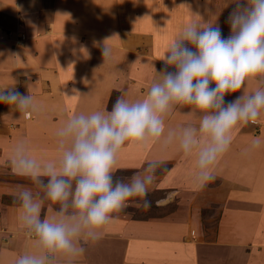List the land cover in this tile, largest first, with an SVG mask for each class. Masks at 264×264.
<instances>
[{
  "label": "clouds",
  "instance_id": "obj_1",
  "mask_svg": "<svg viewBox=\"0 0 264 264\" xmlns=\"http://www.w3.org/2000/svg\"><path fill=\"white\" fill-rule=\"evenodd\" d=\"M229 4L235 7L227 18V37L216 22L205 21L188 6L200 19L178 30L159 71L152 64L154 76L142 98L122 95L110 109L64 116L54 133L51 158L30 154L23 140L12 147L13 171L32 185H19L15 194L18 229L29 244L15 264H56L60 258L72 264L130 202L151 207L149 191L163 162L147 160L130 177L116 178L115 165L125 148L174 147L193 160V188L200 190L214 179L236 129L264 119V0ZM13 6L22 9L15 0ZM102 56L103 63L112 56L105 43ZM14 84L0 89V104L10 109L2 117L31 119L38 110L34 97L21 94ZM62 94L68 99L84 96L75 90L71 96ZM229 96L235 99L226 101ZM172 115L185 122L166 129ZM261 143L257 138L252 147ZM175 195L168 193L157 203Z\"/></svg>",
  "mask_w": 264,
  "mask_h": 264
},
{
  "label": "crops",
  "instance_id": "obj_2",
  "mask_svg": "<svg viewBox=\"0 0 264 264\" xmlns=\"http://www.w3.org/2000/svg\"><path fill=\"white\" fill-rule=\"evenodd\" d=\"M230 2L231 0H15V5L22 6V9L18 10L13 6V0H0V28L12 25L13 29L22 30L26 38V43L22 41L21 46H19L21 40L18 41L19 44H10L12 40L14 41L12 34L9 37L10 42L5 40L0 45L6 51L0 50V89L10 85L11 82L7 79L12 78V75L3 77L1 74L3 64L13 62L15 66L8 75L13 74L14 77L17 75V82L20 78L23 79L21 94L27 95L29 92L37 105L38 110L35 113L38 116L44 114L34 122L35 126H42L45 121H51L48 128H52V117L67 112L68 103L74 100L68 101L62 93L71 96L74 90H80L79 87L84 84L81 79L83 81L89 79L90 88H92L90 85L95 86L100 76L95 75V70L100 67L98 63L103 60L99 51L104 43L112 50L111 58L105 62L107 66L109 63L113 66L109 65L105 72L109 79L123 74L122 66H127L126 63L117 66L115 63L119 59L128 52L137 54L131 49L133 51L138 48L145 49L146 46L152 48L154 53L152 58H149L147 64L139 65V60L136 64L139 65V70L143 69L151 74L152 64L156 70L158 66H163L160 59L178 30L191 20L200 19L193 17L190 10L193 13L199 12L209 23L216 22L223 36L227 37L229 35L227 18L235 7V4H229ZM14 8L16 12L20 11L22 24L19 22L18 25L17 21L15 23L12 16L16 13ZM63 14L70 16L69 18L60 16ZM100 18L103 22L105 20L108 22L100 24ZM45 22L50 25L43 27ZM64 55L67 57L61 59ZM136 58L134 56V59ZM74 64L75 71L72 70ZM17 82L15 81V84ZM81 98L77 97L79 102L84 101V97ZM232 99H235V96L226 97V101ZM176 117L183 119L180 116ZM257 138L264 141V119L237 128L233 133V139L239 143L236 145L239 150L236 149L232 154L227 151L221 158L230 168L227 171L226 167L221 165L220 171L225 173V177L229 171L240 175V178L234 177L230 181L228 178H222L224 186L240 184V187H251L254 190L245 198L246 200L234 201L240 207H245L246 211L253 210V215L247 212V215L233 216L237 221L235 222L237 227L233 229L236 231L230 235L229 227L227 232L225 230L223 236L226 237V242L219 247L216 246L217 264L219 261L228 262L224 253H229L226 248L230 245L228 239L232 237L238 242L235 244L237 249L233 251L235 254L240 253L239 239L250 234L248 227L240 225L242 221L250 218L252 225L258 227L257 231L253 230V233H257L258 242L264 240V221L262 222L264 201L263 204L258 201L260 194L256 192L264 190V143L258 148H253V141ZM35 142L32 143L35 145ZM15 194L12 189L4 192L0 187V264H15L16 257L29 250L27 240L18 229L16 211L18 204ZM7 198H14L15 202H7ZM227 198L228 195L224 196L223 200L227 201ZM260 208H263V212L257 214ZM175 215L176 211L160 218L134 220L126 216L116 217L113 223L106 226L102 238L88 243L86 252L72 261V264H199L201 258L195 254L198 249L188 238L192 227L187 222L189 217L178 219L174 218ZM195 224L197 226L196 221ZM195 224L192 227L194 230L192 238L195 240L200 237L204 240L205 236L199 231L197 233ZM228 250L232 252L231 249ZM200 255L204 257V251ZM56 264L69 262L60 258Z\"/></svg>",
  "mask_w": 264,
  "mask_h": 264
},
{
  "label": "rangeland",
  "instance_id": "obj_3",
  "mask_svg": "<svg viewBox=\"0 0 264 264\" xmlns=\"http://www.w3.org/2000/svg\"><path fill=\"white\" fill-rule=\"evenodd\" d=\"M14 11L16 12L15 8ZM19 13L20 11L12 14L13 18L15 19V23L17 21L18 25L19 22L22 24ZM5 14L7 15V12H5ZM4 18L7 19V17ZM101 19L102 18H100L99 20L100 24L108 22L106 20L103 22ZM97 20L98 19H96V21ZM48 25H50V23L45 22V25L43 27ZM13 28L14 27L9 24L3 29L0 28V45H2V42L5 40H8L7 42H10L9 37H11L12 34L14 37V41L12 40L10 44H19V40H21L19 46L23 45L22 41L26 43V38L24 37L23 31L21 29V31H17V28ZM2 47L3 46L0 47V50L6 52ZM102 51L103 48H101L99 52L102 54ZM131 51L137 54L133 55L132 53L128 52L125 54L126 57L124 56L122 59H119V61L115 63L117 66L120 64L124 65V63H126L125 65L127 66H122V68L124 69L123 74L114 76L113 79H109L105 72L110 63L107 66V63H103L102 60L101 63H98L100 64V67L95 70V75H100L95 82V86L90 85L92 87L90 88V80H87L86 78V80L83 81L81 79L80 81L84 84L79 87L80 90H78V92L80 94H84V101L79 102V99L77 98H74V100L71 101L72 99L67 98L68 101H71L68 103L69 105L67 108V112L58 113L52 117V128H48L51 125V121H45V124L42 126H35L34 122L38 120L39 116L43 117V113L39 114V116L37 113H34L31 119H19L15 122L7 117H2L4 114L8 113L10 109L7 105L0 104V187L2 191L8 192L10 189H12L13 193H16L18 186L21 184L24 186H32L30 181L26 177L20 175L17 176L13 171L12 165L10 163V156L12 150L11 147L14 144V140H16L15 144L21 140L25 141L30 150V154L34 155L37 158H51L55 154L54 133L64 116L78 111L90 112L101 110L104 108L110 109L117 98L122 95L130 99L142 98V96L147 92L150 83L152 82L154 73L151 72L150 74L146 70H139L138 67L142 63L147 64L149 58H152V54L154 53H152V48H149L147 46L145 47V49L138 48L134 51L133 49H131ZM134 56L137 58L134 59ZM64 57L67 56L64 55L61 59H63ZM137 60H139L140 62L138 66L136 64ZM3 65V72L1 73L3 77H11L12 75L14 81L17 82V75H15V77L13 74L8 75V72H10V70H12L15 66L13 62H6ZM75 66L76 64L72 66L73 71H75ZM110 67L113 66L110 65ZM162 67L163 66H158L157 71H159ZM123 75L124 77H122ZM12 78H10L11 80L7 79L8 82L11 83H9L10 85H7L6 88L13 85L12 83H14V81H12ZM22 80L23 79L20 78L14 86L15 89L20 93L22 92ZM176 116L172 115L166 118V129L169 127H179L185 122L184 119H180ZM238 135H240V133H238ZM235 139H233L228 153L232 154L236 149H238L236 148V145H238L239 143ZM34 141H36L35 145L34 143H32ZM152 159L161 160L163 163L161 165L160 171L158 172L159 179L149 191L148 199L152 202L151 207L147 209L143 207H136L137 201H132L125 209L117 213L116 217L126 216L134 220L160 218L163 216H167L175 211L176 215L174 216V218L186 219L187 217H189L187 222L190 223L193 227L196 221L197 226L195 224V228L197 233L199 231V233H202L205 236L204 240H202L203 238L200 237L194 240V238H192L194 236V230L192 229V227L189 230L188 238L190 239L191 243H195L196 248L198 249L195 251V254L199 255V257L201 258L199 264H210L211 262L212 264H214L217 254L216 246L219 247L226 242V237L223 236L225 235V230L226 232L229 230V234L236 231L233 229L237 227L235 223L237 221L233 219V216H236L238 214L247 215V212L248 214L253 215V210L246 211L245 207H240V205H238V203L236 202L237 200H246L245 198L251 195L253 193L252 190L254 189L251 187H240V184H238V186L233 185L232 187L228 185L224 186L222 184V178L225 177V173L220 171V168L222 169L221 165H224L227 171L230 170V168L227 167V162H222V160L220 159L215 166L214 179L204 188L195 190L192 183L193 160L184 158L174 147L164 148L162 143H157L143 149L125 148L120 153L117 159L114 169L115 177H130L133 173L140 171L147 160ZM234 173L235 172L233 171L227 172L225 179L228 178V180L230 181L234 177L240 178V175ZM172 192L176 193V195L171 199L170 202L163 204L157 203V201L164 199L168 195V193ZM256 192L260 194V196L257 198L258 201L263 204L264 190H261V192L256 190ZM227 195V201H224L223 197ZM6 201L13 203L15 202V199L7 198ZM228 212L230 213L226 215V213ZM261 212H263V208L258 209L257 214H260ZM246 218L244 219L246 220ZM249 219L250 218H248L245 222L242 221V224H240L244 227H248V232H250V234H248V237L245 236L239 239V255L235 254V251H233V249H237L235 244H238V242L235 237H232L231 239H228L230 245H228V248H226L229 253H224L225 258H228V262L224 263L222 261H219L218 264H263L264 240L258 242V237H256L257 233H253V230L257 231L258 227L256 225L253 226L252 221ZM263 221L264 220H262V222ZM255 223L257 222L255 221ZM227 227H229L228 230ZM232 240L235 241L232 242ZM86 247L87 244L85 245V248ZM228 249H231L233 254H231L232 252ZM203 251L204 257H201L200 254Z\"/></svg>",
  "mask_w": 264,
  "mask_h": 264
},
{
  "label": "bare ground",
  "instance_id": "obj_4",
  "mask_svg": "<svg viewBox=\"0 0 264 264\" xmlns=\"http://www.w3.org/2000/svg\"><path fill=\"white\" fill-rule=\"evenodd\" d=\"M95 262V261H94Z\"/></svg>",
  "mask_w": 264,
  "mask_h": 264
}]
</instances>
